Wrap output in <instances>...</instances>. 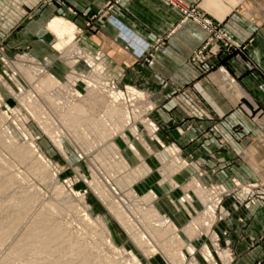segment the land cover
<instances>
[{
    "label": "rangeland",
    "instance_id": "374dc122",
    "mask_svg": "<svg viewBox=\"0 0 264 264\" xmlns=\"http://www.w3.org/2000/svg\"><path fill=\"white\" fill-rule=\"evenodd\" d=\"M0 1L9 3V0ZM109 1L112 6L107 8ZM121 1L107 0L103 11L88 16L85 27L96 28L97 18L115 23L110 12ZM226 1L228 13L241 14L248 26L252 23L253 29L247 38L240 40L231 34L226 22L202 8L199 1L185 6L169 0L178 6L180 22L189 19L205 33L189 61L201 76L219 68L233 71L240 61L244 73L264 81V71L251 49L254 36L264 43V0ZM26 11L21 16L16 11L0 14V169H3L0 184L4 185L0 188V264H173L157 249L158 243L151 234L147 235L149 244L140 247L115 217L108 204L112 195L103 200L95 183L107 187L108 193L114 196L113 201L119 207L123 205L121 209L132 220L133 232L145 235L147 230L139 208L149 205L128 193L134 191L142 197L153 192L155 198L149 203L167 217L184 241L180 264H211L205 258L206 252L214 264L230 261L233 264L230 234L233 229L226 228L225 223L243 222L248 219L251 205L264 204V176L255 175L254 169L240 157H225L226 143L222 136H215L221 149L212 148L204 157L195 148H189L185 154L168 139H162L149 93L139 86L117 82L95 54L85 51L82 56L79 51L82 48L77 44L79 28L73 22L72 41L62 49L56 47L59 37L48 24L45 37L25 34V25L34 17L30 10ZM146 45L144 56L132 51L133 56L145 59L152 50ZM87 56L92 60L97 58L92 62L103 81L98 72L93 74V66H87ZM37 66L56 77L62 90L53 87L39 91L38 75L34 71ZM88 85L101 95L107 93L114 98L119 110L126 111L128 123L121 128L118 125L117 131L111 133L100 125L99 117L89 118L92 112L88 109L81 117L72 118L74 125H64L63 106L74 90L85 94ZM194 94V102L206 107L201 96ZM241 102L250 110L249 119L257 127V135L264 138V108L250 98L242 97ZM30 103L39 108L32 110ZM102 109L95 105L92 111L96 114ZM213 120L221 121V118ZM206 135L203 133L201 137ZM100 137L103 141L98 140ZM254 137L255 134L248 133L240 138L249 143ZM111 143L118 147L127 167H115L114 163L112 166L111 150L106 148ZM18 150L27 154L20 155ZM136 168L141 175L134 174ZM208 206L213 209L211 214ZM201 214L205 220L197 232L185 234L184 227ZM31 230L39 231L36 240L40 239V243L48 235L60 234L56 237L62 238L41 251L28 248L21 256L12 254L15 244L29 242L27 235ZM152 249L156 251L147 252Z\"/></svg>",
    "mask_w": 264,
    "mask_h": 264
},
{
    "label": "crops",
    "instance_id": "0c3cea01",
    "mask_svg": "<svg viewBox=\"0 0 264 264\" xmlns=\"http://www.w3.org/2000/svg\"><path fill=\"white\" fill-rule=\"evenodd\" d=\"M106 1L9 0L8 4L0 1V14L16 11L21 16L27 13L26 9L30 10L34 17L24 31L37 38L45 37V25L52 18L72 20L79 28L77 44L82 50L95 54L117 82L139 86L150 94L162 139H168L185 154L189 148H195L204 157L213 149H221L215 136H222L226 143L225 157H240L254 169L255 175L264 176V138L257 135V127L249 119L250 110L241 102L242 97L250 98L264 108L263 79L244 73L240 61L233 71L219 68L201 76L189 59L205 33L189 19L180 22L178 6L169 0H122L110 12L115 23L97 18L96 28H86L88 16L103 11ZM172 1L185 6L199 1L202 8L225 21L228 31L240 40L247 38L253 29L252 23L246 25L241 14L228 13L230 9L227 12L226 0ZM254 37L251 49L264 71V43ZM137 42L152 49L145 59L132 54L129 43L143 49ZM195 92L206 107L194 102ZM214 117L221 121H214ZM203 133L206 137H201ZM248 133L255 134L249 143L240 138ZM248 211L247 220L225 223L226 228L233 229V234L230 233L233 264H264V204L251 205ZM243 230L246 237L240 239Z\"/></svg>",
    "mask_w": 264,
    "mask_h": 264
},
{
    "label": "bare ground",
    "instance_id": "6f19581e",
    "mask_svg": "<svg viewBox=\"0 0 264 264\" xmlns=\"http://www.w3.org/2000/svg\"><path fill=\"white\" fill-rule=\"evenodd\" d=\"M48 28L59 37V41L56 43V47L58 49L64 48L66 43L72 41L73 32L75 31V26L72 22H69L68 20H66L64 18L54 17L49 21ZM79 51H81L82 56H83V54H86V52L82 49H79ZM94 58L97 59L96 57H94ZM95 59L92 60L91 57L90 58L88 57L86 62L88 63L87 66H89V67L93 66L92 67L93 74L98 75V74H96V72H98L100 74L99 75V79H100L101 73L98 71L97 66L93 65V62L95 61ZM34 71L38 75V78H37L38 87H37V89L39 91L42 89L48 91V90L52 89L53 87H59L60 88L62 86L61 83L58 81V79L56 77L52 76L51 74L47 73L48 71H46L43 67L40 66L38 68V66H37ZM76 81L74 83H76ZM101 81H103V79ZM32 101H35V100L32 99ZM116 103L117 102L114 100V98H110V95H108L107 93L104 95L102 93V95H101V93H99L95 87H89V85H88V86H86V93L85 94H81L78 90H74L73 95L70 97V100L67 101V103L63 106V113H62L63 121L62 122L66 126H72L75 124V122L72 120L73 117L79 118V117H81L79 115H83L88 109H90L92 114L90 115L89 118L91 119L92 117H99L101 124L97 121H95V122H97L100 125L108 128V130L106 129V131H109L112 133L113 131H117L118 125H119V128H121V126L123 127V125H126L125 123H128V116H127L126 111L121 110L122 111L121 112ZM95 105L101 106L103 108L102 111L99 113L97 112L95 114L94 113L95 111H92L93 108L95 107ZM29 107L32 110H34V107H37V106L36 105L34 106V105H32V103H30ZM38 108L39 107H37V109ZM101 114H104L105 118H102ZM114 118H116V119H114ZM46 121L47 122H45V123H48L49 119ZM95 122L92 124L95 125ZM49 125H50V123H49ZM103 129L105 130V128H103ZM104 130H102L101 132H104ZM25 135H26V133H25ZM101 139H102V137H100L98 140H101ZM104 139H107V138L104 136ZM101 141H103V140H101ZM129 147L132 148L137 155H139L138 151L131 144ZM106 148H109L111 150L112 160H110V163L112 164V166L114 163L115 167H117V166H119V167L122 166L124 168L127 167V162L122 157V155L119 153L118 147H116V145H113L111 143V144L106 145ZM18 153L20 155L27 154V152H23L21 150H18ZM0 170L3 171V169H0ZM146 171H147V169H146ZM134 174L141 175V172L139 169H137L134 171ZM136 177H138V176H136ZM128 182L130 183V180H128ZM95 184H96L95 185L96 191L99 194V196L101 198H103V200L104 199L106 200L108 195H112L109 198L110 201L108 200V204L110 205L111 209L113 210L115 217H117L122 222V224L130 232V235H132V237L135 238V241L140 245V247H142L141 245L145 246V245L149 244V238L147 235L151 234V236L154 239H156V241L158 243L157 249L168 260L172 261L173 264H180L181 262H183V255H182L181 249L184 245L183 244L184 241L180 237V235L178 234L176 227L173 224H170V221L167 219V217L159 214L157 209L151 205L152 203L151 204L149 203L155 198V194L153 192L146 194L145 196H142V197H139L134 191H129V192H131V194L128 193L130 195V197L139 198L140 200H143L145 204L149 205V207L145 208V209L139 208L140 212H143V214H146V216L141 214L143 217L142 219H144V221H145L143 226H145L146 230H147V234L145 235V234H141L140 232H133L134 229H133V226L131 224L132 220L129 219V217L126 216L125 211L123 209H121V207L123 205L119 207L118 206L119 203H116L115 201H113L114 196H113V194L108 193L109 191L106 190L107 187L104 188L105 186L103 185L104 187H102L99 183H95ZM3 186H4L3 184H0V188ZM207 209L209 211V214H211L213 209L211 210L210 206H208ZM207 214H206V216H209ZM203 215L202 214L199 215L198 217L194 218L191 223L187 224L183 229L184 233L187 234L188 236H189V234L192 235L191 233H196L198 226H201L204 222L203 220H205ZM46 221L47 220H45V222ZM198 222H199V224H198ZM101 225L103 226L102 229L105 230L106 226L104 225V221H101ZM57 229L60 230L61 226H59V227L57 226ZM49 232H51V231H49ZM58 232H60V231H58ZM37 233H39V231ZM37 233H35V231L33 232V230H31L27 235V239L29 240V242L26 240L27 242H21V243L15 244L11 253L14 255H17V256H21L23 251L28 249V248H30L33 251H41L42 249L51 246L52 243L54 244V243H57V241H60L59 240L60 237L59 238L56 237V236H60V234H53L54 232H51V234H53V235H48V239L46 237L47 240H42L43 242L40 243V241H39L40 239L36 240V238H39V234H40V233L39 234H37ZM0 243H1V241H0ZM153 251H156V249H152V251L148 250L147 252L151 253ZM77 254L78 253H75V255H77ZM204 255H205V258L211 264H214V261L212 262V257L209 254H207V252Z\"/></svg>",
    "mask_w": 264,
    "mask_h": 264
},
{
    "label": "built area",
    "instance_id": "2783aa9c",
    "mask_svg": "<svg viewBox=\"0 0 264 264\" xmlns=\"http://www.w3.org/2000/svg\"><path fill=\"white\" fill-rule=\"evenodd\" d=\"M117 1H118V0H116V2H117ZM106 5H107V8H109L110 6H112L111 1L107 2ZM112 20L115 22L114 17L112 18ZM137 43H139V42H137ZM139 44H140V47L143 46V49H140L139 47H136V45H135V46H132V49H133V51H135V52L137 53V55L140 54V55L144 56L145 53L147 52V45L144 44V43H142V42H140ZM135 47H136V48H135Z\"/></svg>",
    "mask_w": 264,
    "mask_h": 264
}]
</instances>
